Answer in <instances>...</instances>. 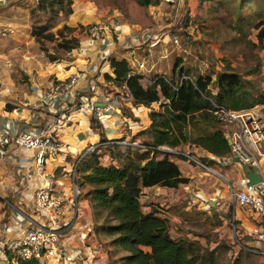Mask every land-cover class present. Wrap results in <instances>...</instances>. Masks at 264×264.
<instances>
[{"label": "rangeland", "instance_id": "rangeland-1", "mask_svg": "<svg viewBox=\"0 0 264 264\" xmlns=\"http://www.w3.org/2000/svg\"><path fill=\"white\" fill-rule=\"evenodd\" d=\"M109 16L119 22H129L130 34L137 31L144 38L145 43L131 59L144 61L143 72L134 66L131 69L147 79L156 74L172 76L175 80L182 75H210L213 81L215 73L226 70L229 65L242 77L252 79L254 87H264V38L261 42L257 40L258 28L254 26L260 19L264 21V0H150L147 5H140L137 0H5L0 2V26L8 24L13 32L16 29V37L3 36L0 40L5 48L24 43L28 52L41 60L50 58L49 54L59 58L67 50L62 44L75 37V30L81 31L88 24L107 20ZM153 33L158 35V40L150 46ZM174 34L176 42L172 40ZM12 50V58H20L22 52ZM12 66L11 72L22 78L24 74L18 63ZM139 81L143 85L147 83L144 79ZM212 81L210 88H214ZM127 119L131 121L130 117ZM141 136L138 141H146L147 135ZM191 146L186 143L180 148L197 155ZM186 164L189 173L194 172L186 184L159 193L160 199L156 201L151 193L144 192L141 205L156 209L157 215L166 220L169 236L181 239L192 253L203 256L204 264H264V255L255 249L252 228L241 225V220L235 217L244 214V210L230 197L221 206L211 196L210 191H217L224 183L223 169L211 162L220 173L216 174L188 161ZM262 167L264 171V160ZM83 180L79 171L76 177L79 194L87 200L94 235L107 254L105 264H126L121 259L126 251L111 244V235L106 231L108 221L103 211L98 213L90 205L86 195L90 186ZM193 190L200 192L196 194L200 200H193L196 204L189 197ZM249 219L252 220L250 216Z\"/></svg>", "mask_w": 264, "mask_h": 264}, {"label": "crops", "instance_id": "crops-1", "mask_svg": "<svg viewBox=\"0 0 264 264\" xmlns=\"http://www.w3.org/2000/svg\"><path fill=\"white\" fill-rule=\"evenodd\" d=\"M95 7L97 8L96 5ZM106 10L102 11V15ZM96 13L92 15L95 16ZM5 25L8 26V24ZM129 25V22L124 20L117 22L115 40L110 43L105 51H101L98 46L88 47L86 45L87 36L84 28L81 31H74L73 29L77 45L66 50L63 57L54 59L45 58L41 60L36 58L34 54L29 53L28 49L22 45L24 43L13 44L5 48V44L0 40V57L2 59L8 58L11 64L17 62L24 74L20 78L18 74L11 72L14 70L11 64L6 67L0 63L1 86L8 85L10 87V91L6 93L0 86V127H5L10 131H19L37 125L40 111L43 109L41 107L43 104H40L41 89L56 78H65L73 72H80L76 83L64 93L61 99L66 106L74 101L78 94L89 95L91 92L82 74L86 62L98 68L95 78L99 91L106 93L119 92L123 97V105L119 111H110L99 118L85 115L80 109L67 108L66 123L56 133L61 146L56 153L46 155L40 171L35 169V151L33 149L11 146L8 149L9 151L3 154V149L0 148V264H17L16 259L10 257L4 250L3 244L13 235L20 234L35 220V215L30 208L31 196L34 190L43 184L46 176L52 175L55 187L69 194L71 192V184L68 171L71 167L72 158L86 144L105 139L140 140L142 138L141 131L149 124L148 111L151 108L157 109L158 103H151L149 106L135 103L131 96L128 97L127 90L122 85H115L110 79H106V75H113L109 64L110 57L126 59L130 68L131 66H136L138 59H134L135 61L131 59L136 57L139 46L145 42L143 43L144 38L137 34V31L130 34ZM13 36L16 37V29L15 32L8 33L4 37ZM4 37L0 36V38ZM151 44L149 43L150 46H152ZM13 48L22 52L20 58H12ZM145 79L147 78L144 77V81ZM212 89L215 90V87ZM121 115L131 118V121L127 124L130 128L126 127V125H118V119ZM147 139L148 137H146ZM191 149L195 150L199 155H203L212 164L218 165V168L223 169L221 170L225 176L223 185L226 188L224 189L222 185L217 188V191H210V193L212 192L211 196H214L213 200L218 204L220 202L222 206L227 197L231 198V187L236 188L243 182L242 171L244 168L235 162L219 161L200 147L192 145ZM127 151L129 150L127 149ZM96 153L99 164H113L118 167L123 165V158L126 155L119 146L114 144L100 145ZM213 159L215 162L212 161ZM102 160L105 162H102ZM172 160L178 166L182 176L187 178L193 176L194 172L191 171L189 173V170L186 169V160H175V158H172ZM210 161L207 164L220 174ZM199 169L201 168L199 167ZM177 187L169 188L156 184L143 186L141 187L140 197L142 193L148 192L151 193V198L156 201L160 199L157 197L159 193L176 190ZM196 194L200 195V192L193 190L192 194L189 195L193 204H196L193 200H200ZM212 202L210 201V203ZM142 206L144 207L143 211L149 209L146 205ZM73 212L72 208H67L65 220H73ZM245 214L247 213L244 210V214L242 213L241 216L235 215V217L241 220V225L252 228L254 221L249 219V215L245 216ZM62 237L70 249L72 248L75 252L78 251L85 258V264H104L107 254L104 253V250H100L95 246V243L99 241L93 232V221L91 220L89 206L86 198L81 197L80 194L77 195L76 217L70 226L64 230ZM249 238L247 237V240ZM89 250L92 254H89ZM39 264L63 263H56L50 260L47 262L39 261Z\"/></svg>", "mask_w": 264, "mask_h": 264}, {"label": "trees", "instance_id": "trees-1", "mask_svg": "<svg viewBox=\"0 0 264 264\" xmlns=\"http://www.w3.org/2000/svg\"><path fill=\"white\" fill-rule=\"evenodd\" d=\"M137 2L147 5L150 0ZM254 26L258 28L255 37L261 42L264 21L260 19ZM76 45L73 36L62 44L67 50ZM49 57L56 58L50 54ZM109 64L113 75H106V79L124 85L135 103L146 106L158 103V108L148 111L149 124L141 131L148 137L142 142L146 147L126 154L121 167L99 164L96 152L81 160L78 172H82L83 181L90 186L86 191L88 201L98 213L104 212L110 242L126 251L121 257L126 264H204L203 256L192 253L181 239L169 236L166 220L157 215L156 209L142 210L141 187L156 184L174 188L188 181L171 154L164 152L157 156L158 145L180 148L190 143L213 158H226L229 145L220 123L211 113L212 103L235 110L264 104V87H254L252 79L242 77L229 65L215 73L213 81L210 75L175 80L172 76L156 74L145 79L147 83L143 85L139 81L143 76L132 72L126 59L110 57ZM211 81L215 90L209 86ZM200 158L206 164L210 161L203 155ZM142 246L148 249L145 251ZM16 261L39 264L35 258Z\"/></svg>", "mask_w": 264, "mask_h": 264}, {"label": "built area", "instance_id": "built-area-1", "mask_svg": "<svg viewBox=\"0 0 264 264\" xmlns=\"http://www.w3.org/2000/svg\"><path fill=\"white\" fill-rule=\"evenodd\" d=\"M4 1L0 0L2 3ZM112 16H109L107 20L94 21L84 27L87 36L85 43L88 47L98 46L101 51H105L110 43L114 42L118 20ZM11 32L13 29L10 26H0V36H5ZM150 38L153 44L158 40V35L153 33ZM172 40L176 42L175 34ZM0 63L6 67L11 64L8 58L2 59L1 57ZM144 67L143 60L136 62L135 68L138 72L142 71ZM97 72L98 68L95 65L85 63L82 74L91 93L89 95L78 94L74 101L68 103V106L63 104L61 99L64 93L76 83L79 71L73 72L65 78H56L41 89L40 104L43 106L45 104L46 108L41 106L43 109L40 111L37 125L19 131H10L5 127H0V148L3 149V154L8 152L11 146L33 149L35 151V169L40 171L46 155L56 153L61 146L56 133L66 123L67 108L80 109L85 115L98 118L110 111H119L123 105V97L119 92L99 91L95 78ZM132 72L135 71L132 70ZM180 79H191V77L182 75ZM1 84L0 82V86ZM122 86L124 87V85ZM1 89L6 93L10 91L8 85H2ZM128 97H130L129 93ZM211 113L224 126L223 133L226 140H229V153L226 158H215L222 162H235L244 168L242 171L243 182L236 188L231 187V198L254 221L250 234H255L253 237L256 251L264 255V171L262 167L264 160V104L235 110L212 103ZM127 117L121 115L118 119V125H127L129 122ZM107 144L119 146L125 154L146 147L144 143L138 140L124 138L89 142L72 158L71 167L68 171L71 184L69 194L55 187L52 175L46 176L43 184L37 187L31 196L30 208L35 215V220L32 219L33 223L25 230L8 238L3 244L4 250L10 257L16 260L35 258L38 261L46 262L53 260L63 264H85V258L78 251L75 252L72 248L70 249L62 235L75 219L77 213L79 186L76 177L79 164L87 154L96 152L100 145ZM156 149L160 154L167 152L171 155L180 156L196 167L217 173L198 154L166 145H158ZM247 170L255 171L260 179L254 183H249L245 175ZM67 208L73 209V220H65ZM95 246L100 250L103 249L100 242H96Z\"/></svg>", "mask_w": 264, "mask_h": 264}, {"label": "water", "instance_id": "water-1", "mask_svg": "<svg viewBox=\"0 0 264 264\" xmlns=\"http://www.w3.org/2000/svg\"><path fill=\"white\" fill-rule=\"evenodd\" d=\"M227 143H229L228 139ZM245 175L248 178L249 183H254L260 179L259 175L255 171L247 170L245 171Z\"/></svg>", "mask_w": 264, "mask_h": 264}]
</instances>
